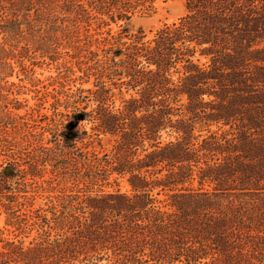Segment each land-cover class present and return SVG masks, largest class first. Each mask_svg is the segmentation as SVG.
<instances>
[{"label":"trees","instance_id":"obj_1","mask_svg":"<svg viewBox=\"0 0 264 264\" xmlns=\"http://www.w3.org/2000/svg\"><path fill=\"white\" fill-rule=\"evenodd\" d=\"M154 1L87 4L114 22ZM183 1L184 16L151 40L122 29L102 59L90 52L98 105L74 102L59 114L66 124L53 115L45 130L58 152L12 137L30 127L3 85L11 66L0 45V207L20 233H36L5 243L0 264H264V0ZM69 6L89 21L80 0ZM52 7L0 0V31L19 32L32 11L49 18ZM114 90L116 110L106 106ZM103 137L113 143L98 153ZM49 162L68 168L73 186L32 210Z\"/></svg>","mask_w":264,"mask_h":264},{"label":"rangeland","instance_id":"obj_2","mask_svg":"<svg viewBox=\"0 0 264 264\" xmlns=\"http://www.w3.org/2000/svg\"><path fill=\"white\" fill-rule=\"evenodd\" d=\"M68 1V6L66 2ZM70 0H53L52 16L35 17L30 13V25L23 24L19 32L3 33L0 31V45L9 56L8 70L4 87L9 90V98L17 100L21 108L14 111L20 125L27 124L30 128L18 129L15 137L21 149L31 147H48L58 152L52 141V136L45 128L52 122L54 114L57 120L66 118L72 111L74 102L77 107H87V112L96 109L98 103L94 95V71H88L93 66L90 52H96L98 59L103 57V49L108 47L111 36H118L122 29H128L129 34H135L139 29L145 35V41L151 40L157 30L164 25L176 22L185 14L183 0H156L145 7H139L129 21H110L107 16H100L88 0H80V4L89 12V21L83 20L84 15H78L69 6ZM75 2L78 0H74ZM20 19L21 16H20ZM3 21H0L2 25ZM109 33V35L107 34ZM128 42L127 38L123 39ZM106 106L120 109L122 97L117 90L113 91ZM128 98V95H124ZM80 97H85L82 99ZM92 125L87 121L81 124L82 130L90 132ZM109 137L102 138L103 148L95 144V151H109L112 145ZM64 142H61L63 145ZM31 150V149H30ZM37 153V152H36ZM4 158L0 157V166ZM40 175L36 178L46 189L42 198H36L32 210L47 209V197H56L60 192L68 194L73 186L69 179L68 168L55 167L54 162L39 166ZM118 188L128 193L129 187L125 180H120ZM116 186L106 187L104 192H112ZM27 213L26 211L19 214ZM9 216L0 207V251L7 242L25 241L26 244L36 237L34 231L20 233L15 226L9 225Z\"/></svg>","mask_w":264,"mask_h":264}]
</instances>
